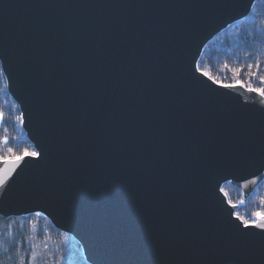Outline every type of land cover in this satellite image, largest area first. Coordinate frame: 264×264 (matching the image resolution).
Masks as SVG:
<instances>
[{
  "label": "water",
  "instance_id": "1",
  "mask_svg": "<svg viewBox=\"0 0 264 264\" xmlns=\"http://www.w3.org/2000/svg\"><path fill=\"white\" fill-rule=\"evenodd\" d=\"M257 1L0 0L2 74L41 152L0 160V221L40 212L88 264H264L221 191L264 180V108L198 69Z\"/></svg>",
  "mask_w": 264,
  "mask_h": 264
},
{
  "label": "trees",
  "instance_id": "2",
  "mask_svg": "<svg viewBox=\"0 0 264 264\" xmlns=\"http://www.w3.org/2000/svg\"><path fill=\"white\" fill-rule=\"evenodd\" d=\"M253 20L257 25L264 20V0L254 4L248 17L231 25L206 45L198 69L207 72L218 84H234L238 78L242 83L264 87L259 83V78L264 76V46L261 44L264 34L257 35L253 31ZM249 64L251 68L247 67ZM0 112L3 113L0 119V159H15L24 149L34 151L21 128V120L17 119L20 112L7 92L1 66ZM222 189L230 204L236 205L243 200L242 192L229 183ZM261 201H264V180L235 214L252 219L255 212H264ZM21 258H24V264H88L72 236L35 214L0 221V259L6 264H19Z\"/></svg>",
  "mask_w": 264,
  "mask_h": 264
},
{
  "label": "snow or ice",
  "instance_id": "3",
  "mask_svg": "<svg viewBox=\"0 0 264 264\" xmlns=\"http://www.w3.org/2000/svg\"><path fill=\"white\" fill-rule=\"evenodd\" d=\"M253 31L259 35V34H264V20L261 21L259 25L255 23V20H253ZM262 46H264V41H261ZM227 67V65H225ZM247 67L251 68L252 65L249 64ZM256 67H259V64L256 65ZM204 77H206L208 80H212L213 83H217V81L213 80L211 76L207 72H202L201 73ZM237 77L239 76V70L236 72ZM259 83L261 85H264V76H261L259 78ZM220 87L224 88H235V87H241L244 88L246 91L250 93H255L260 99L259 101H255L256 103H259L261 105V108H264V87H256L251 84H246L242 83L238 78L236 79L234 84H227L223 85L220 84L218 85ZM3 118V113L0 112V119ZM18 120H21V117H17ZM22 122V120H21ZM6 143V141H5ZM12 149H9V152H11ZM41 158V152L40 151H30L28 149H24L22 154L16 155L15 156V163L19 165L22 161H28V160H39ZM255 183V181H253ZM6 188V183L4 179H0V189H5ZM223 191V189H221ZM243 203V200L241 201ZM261 205L264 206V201H261ZM231 207L236 208L237 205L232 204ZM35 215L39 217L41 215L40 212H36ZM252 219H245L243 217H240L239 215H234V218L240 222V225L242 226L245 234H248L251 229H257V233H252V234H257L260 235L262 238H264V212L257 211L253 214ZM11 226H9L10 228ZM23 227V225H21ZM11 235V232L9 231L8 233ZM34 259V257H33ZM0 264H6V261L3 259H0ZM19 264H24V258H21Z\"/></svg>",
  "mask_w": 264,
  "mask_h": 264
},
{
  "label": "rangeland",
  "instance_id": "4",
  "mask_svg": "<svg viewBox=\"0 0 264 264\" xmlns=\"http://www.w3.org/2000/svg\"><path fill=\"white\" fill-rule=\"evenodd\" d=\"M218 35H219V34H218ZM215 37H216V36H215ZM215 37H214V38H215ZM214 38H213V39H214ZM213 39H212V40H213ZM212 40H211V41H212ZM0 160H1V159H0ZM9 160H13V159H9Z\"/></svg>",
  "mask_w": 264,
  "mask_h": 264
}]
</instances>
